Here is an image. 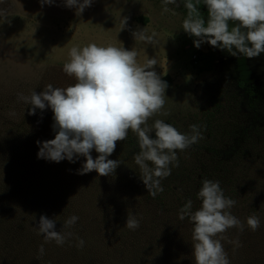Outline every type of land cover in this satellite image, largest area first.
Listing matches in <instances>:
<instances>
[{"label": "rangeland", "instance_id": "1", "mask_svg": "<svg viewBox=\"0 0 264 264\" xmlns=\"http://www.w3.org/2000/svg\"><path fill=\"white\" fill-rule=\"evenodd\" d=\"M200 4L208 11L203 0ZM164 7L163 0H92L77 15L64 0L43 7L40 0H0V159L7 164L0 176V237L10 250L8 264H73L103 242L118 245V240L125 243L118 249L124 264H193L186 261L192 257L193 225L179 219V211L187 199L194 201L193 210L200 208L197 192L205 178L220 182L224 195L236 201L231 214L245 224L242 232L228 229L221 243L264 238V53L246 58L219 50L214 69L201 72L212 45L197 48L195 37L182 28L184 0L168 4V11ZM143 28L146 35L155 33V43L134 38L133 32ZM91 43L134 50L140 66L156 58L154 70L169 81L164 107L149 125L160 119L182 133L190 132L192 124L200 126L202 139L177 150L179 166L169 176L178 171L184 176L170 184L165 198L150 195L140 179L134 160L139 145L131 129L109 156L121 162L110 176L95 170L80 174L84 157L75 163L37 158L36 142L54 138L53 112L37 109L29 115L31 105L18 95L39 93L48 84H75L63 65L73 46ZM151 135L155 138L154 131ZM42 214L55 219V230L66 235L62 246L39 234ZM129 214L139 220L135 230L125 225ZM252 214L261 222L256 231L246 224ZM72 215L79 219L63 227ZM118 224L123 225L119 238ZM159 238L163 243L153 245Z\"/></svg>", "mask_w": 264, "mask_h": 264}, {"label": "clouds", "instance_id": "2", "mask_svg": "<svg viewBox=\"0 0 264 264\" xmlns=\"http://www.w3.org/2000/svg\"><path fill=\"white\" fill-rule=\"evenodd\" d=\"M55 0H40L41 6L52 5ZM164 11L168 4L177 0H163ZM201 0H184L187 17L182 28L195 37L194 45L202 43L226 50L232 56L259 57L264 53V0H203L207 6V21L201 16L198 6ZM92 0H64V5L75 8L81 15ZM127 17L123 19L126 26ZM235 22L230 28L229 22ZM122 27V28H123ZM121 28V29H122ZM149 44L155 43V33L146 35V30L133 32ZM70 60L63 65V71L76 80L66 88L46 85L37 93H20L18 98L31 105L29 115L36 110L51 108L53 112V139L37 141L38 159L60 162L67 159L75 163L84 157L80 174L95 170L99 176H110L121 163L109 159L117 141L127 138L128 130L136 134L139 152L134 160L139 166V176L147 192L155 197L162 192L160 181L171 175L172 167L179 166L177 150H186L202 139L200 126L190 125V132L182 133L163 120L156 119L152 125L149 118L161 112L165 104L166 81L154 70L158 64L155 57L140 66L136 62L137 52L113 45L98 46L95 43L83 48L73 46L69 51ZM153 131L155 138L152 137ZM92 150L98 155L93 158ZM201 206L193 210L189 199L179 211V219L187 218L193 225L192 254L195 264H230L221 241L230 228L243 231L245 224L230 209L236 204L226 197L219 181L203 179L197 192ZM79 218L69 217L63 227L72 226ZM39 234L45 242L55 241L63 245L66 235L55 230V219L40 215L37 221ZM247 227L256 231L260 228L259 216L246 217ZM125 225L130 230L139 227L134 215H127ZM68 236L71 233L67 234ZM239 246V241H235ZM84 244L83 239L78 247ZM44 253L43 245L38 249Z\"/></svg>", "mask_w": 264, "mask_h": 264}, {"label": "trees", "instance_id": "3", "mask_svg": "<svg viewBox=\"0 0 264 264\" xmlns=\"http://www.w3.org/2000/svg\"><path fill=\"white\" fill-rule=\"evenodd\" d=\"M195 2V0H193ZM199 11L201 16L207 21V16H208V11L202 10L201 9V4L198 6ZM146 21V20H145ZM235 22H229L230 28L233 26ZM221 50L219 48H216L212 46V48L204 55V58L206 59V62L204 66L199 68V71H212L215 67L216 61L219 59V53L218 51ZM162 80L164 81H169L168 76L164 77ZM7 164L0 159V176L2 175L3 172L6 171L7 169ZM184 174H180L179 171L177 174H175L173 177H170V179H162L160 181L161 186L163 187V191L158 194V198L162 199L166 197V194L169 193L170 189V184L173 181L180 180L183 178ZM189 199L186 200V202ZM193 201V200H192ZM184 202V204L186 203ZM194 202V201H193ZM151 223L157 225V222L154 218L151 219ZM122 224H118V238L121 235V230H122ZM3 228V221L0 220V229ZM6 238L0 237V264H8L6 261V257L10 253L9 248L7 247V242L5 241ZM8 239V238H7ZM120 241L118 240V245L112 244L110 242L102 243L100 246H97L95 249L91 250L90 252L82 255L81 257L77 258L78 260L74 262L73 264H103L102 259L110 258L112 260L111 264H124L120 261L119 254L120 252L118 251L119 246H120V251L121 247L124 246V244L120 245ZM164 240L161 238L156 239L153 241V245L156 243H163ZM96 240H92L91 243H96ZM179 245H181V240L178 239L176 241ZM185 243V242H184ZM223 247L225 252L228 255L230 264H264V238H253L252 240L246 242L242 241L239 242V246L235 243V241L232 240H225L222 242ZM192 247V240H190L189 248ZM106 253L109 256L102 257L103 254ZM139 256L140 254L137 253ZM192 254V251H191ZM192 257L189 258L186 261H191L194 263V257L193 254L191 255ZM118 258V260H117Z\"/></svg>", "mask_w": 264, "mask_h": 264}]
</instances>
